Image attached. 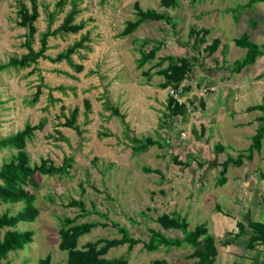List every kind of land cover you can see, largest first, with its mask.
I'll list each match as a JSON object with an SVG mask.
<instances>
[{
	"label": "rangeland",
	"instance_id": "obj_1",
	"mask_svg": "<svg viewBox=\"0 0 264 264\" xmlns=\"http://www.w3.org/2000/svg\"><path fill=\"white\" fill-rule=\"evenodd\" d=\"M19 1L0 0V65L28 51L24 46L27 29L18 24ZM23 1L30 5V0ZM248 1L177 0L175 7L166 8L161 0H67L60 8L59 0H37L40 16L35 23V49L41 47V35L50 26V13L55 29L73 2L79 10L74 23H83L84 27L77 33L51 36L48 58H40L27 68L9 66L0 71V139L23 130L26 124H43L26 143L31 165L46 160L60 166L66 159L69 165L62 172L37 176L39 186L33 191L39 215L33 222L22 221L16 226L21 231L33 230V241L23 249L10 251L0 264H39L48 254L54 263L67 264V252L59 249L60 220L67 217H76L77 223L108 222L82 236L79 246L99 238H121L124 232L141 239L143 242L133 247L129 243L113 247L106 255L125 258L129 264H152L156 259L164 264H195L192 245L161 244L153 251L145 247L153 229L168 239L184 237L182 230L164 228L157 221L162 214L186 219L190 230L205 223L213 235L219 212L227 211L243 221L253 220L255 210H261L257 212L264 221V196L259 193L254 197L262 200L256 205L241 194L228 195L229 183L219 185L223 177L221 161L228 156L236 158L241 152L248 154L249 145L230 138L221 140L217 133L208 131L206 122L211 118L202 109L206 102L190 84L195 76L181 83L184 90L188 88L182 99L187 104L186 113L170 114V87L163 89L160 84L165 77L155 72L160 69L157 62L164 57L168 59L164 67L181 56L195 62L194 67L202 63L215 65L204 43L197 45L196 34L202 30L211 34L224 29V70L234 65L233 59L242 61L246 56L247 49L237 46L235 38L245 33L254 38L257 34L254 41L263 46L264 2L245 7ZM137 3L142 10L167 12L170 18L146 20L123 36L127 21L138 15ZM206 37L211 40L212 34ZM80 40L83 44L70 59L55 61ZM159 43L155 56L140 67L142 51ZM221 61L217 60V66ZM246 69L255 68L248 65ZM38 86H42V92L33 103ZM247 100L256 104L261 99ZM74 111L77 115L73 126H66ZM133 136L143 141L151 138L155 143L134 153ZM218 145H223L221 152ZM18 152L17 148H0V166ZM244 171L241 166L232 172V180ZM225 178L227 182V174ZM236 183L239 186L238 179ZM72 200H81L84 209L71 206ZM23 206V202H0V215L6 211L16 214ZM6 229L0 230V239ZM231 233L224 227L218 241ZM200 243L204 246L203 240Z\"/></svg>",
	"mask_w": 264,
	"mask_h": 264
},
{
	"label": "trees",
	"instance_id": "obj_2",
	"mask_svg": "<svg viewBox=\"0 0 264 264\" xmlns=\"http://www.w3.org/2000/svg\"><path fill=\"white\" fill-rule=\"evenodd\" d=\"M264 2V0H249L245 7H250L253 3ZM67 3V0H59L57 7L62 8ZM162 6L166 8L175 7L177 0H161ZM18 24L27 29V38L24 42V46L28 49L27 53H24L21 57H12L8 64L0 65V71L6 67L13 68H27L32 64L37 63L40 58H48L46 51L48 50V40L51 36L58 33H77L83 27V23H74L75 16L78 13V8L75 2H73L72 8L66 14L64 21L55 29H52L53 13L51 15L50 26L42 33L40 41L41 47L35 49L33 47L34 35L37 32L36 21L40 16L37 0H30V5L26 4L25 1L20 0L18 2ZM138 8V15L135 19L129 20L126 23L124 30L122 31L123 36H127L134 32L144 21L146 20H169L167 12H160L155 9L142 10L139 4H136ZM208 30H202L197 32L196 41L197 45L204 42L203 36L207 34ZM202 34V35H201ZM84 41V40H83ZM83 41H78L72 47H70L66 53L59 54L55 61L62 60L63 58L70 59L71 54L76 51L78 46L83 44ZM149 42V41H147ZM235 43L242 47L247 48L246 56L242 61H236L234 69L240 71L244 66L253 64L257 58L262 54L260 46L250 39V35L245 33L241 37L235 39ZM218 46V40L214 39L210 45V50L214 51ZM160 49V43L153 45L149 50L142 51L139 66L143 67L149 62ZM168 59L166 57L161 58L157 64L160 69L156 70L157 74L163 75L165 81L160 84L163 89L179 88L181 83L189 76V67L192 65V61L188 57H178L169 60L167 65L164 67L163 64ZM156 64V65H157ZM79 70L82 66L78 67ZM146 74L149 73L146 71ZM188 91V88H185ZM184 90V92H185ZM42 92V86H38L33 103H35ZM167 109L170 114L182 115L187 111V104L179 102L172 95L169 96ZM249 111L259 110L263 112V115L257 117V121L260 123L257 133L253 138V144L248 149V154L241 152L238 156H228L222 162V178L219 180V185L225 183V174L230 165L240 166L243 164L244 159H252L254 152L259 151L262 145V139L264 137V102L262 104L254 105L248 108ZM118 113V111L116 110ZM77 111L73 112L72 119H67L65 122L66 126H73ZM43 124L32 125L26 124V127L18 131L16 134L7 136L0 139V148L10 147L17 148L19 152L13 155L9 161H5L0 166V202L4 203H19L23 202L24 206L16 214H10L8 211L0 215V230L8 227L2 238L0 239V260L5 258L10 251L23 249L28 243L33 241L35 232L33 230H18L16 226L20 222H33L39 215V209L35 202L37 196L33 191V188L39 186L38 175H52L56 172H62L67 169L69 159H66L62 165L55 166L53 163H48L43 160L41 165L32 166L30 163V156L25 151L26 143L31 138L34 132L41 129ZM132 141L135 143L133 147L134 153H140L145 151L155 142L151 138L142 140L136 136L132 137ZM218 151L221 152L223 145H218ZM178 161V157H175ZM71 206L79 205L84 209V203L81 200H72L69 203ZM60 242L59 249L67 252V264H129L125 258H109L107 253L113 247H118L125 243H129L130 247L143 242L139 238L130 237L124 232L121 238H99L95 241H88L84 246H79V239L92 231L94 227L99 225L106 226L107 223L99 222H85L77 223V219L67 217L60 220ZM157 221L164 228H175L180 229L184 232L183 238L168 239L161 232L152 230V235L149 242H144L145 247L149 251L156 250L161 244H173L177 246H183L185 244L192 245L195 250L191 254L192 258H197L195 264H214L215 258L218 254V249L215 242V237L209 232L207 224L201 223L195 226L194 229H188V222L186 219L180 218L177 215L162 214L158 217ZM112 224L117 225L114 222ZM239 228L236 236H242L247 234L249 237V247L253 248L256 244H264V222L248 220L243 222L237 221ZM124 231V229H122ZM203 240L204 246H200V242ZM165 261L156 259L152 264H164ZM39 264H56L52 261L51 254L40 259Z\"/></svg>",
	"mask_w": 264,
	"mask_h": 264
},
{
	"label": "crops",
	"instance_id": "obj_3",
	"mask_svg": "<svg viewBox=\"0 0 264 264\" xmlns=\"http://www.w3.org/2000/svg\"><path fill=\"white\" fill-rule=\"evenodd\" d=\"M254 31H256V29H254ZM214 33L213 31L211 32V40L206 37L207 34L211 35L210 32L205 34V36H203L204 44H202L204 45V50L209 53L208 57L213 58L215 61V65L210 66L209 64L206 65L202 63V66L198 68L193 66L195 62L192 63L189 67V76L191 78L188 76L184 81L192 79L193 76L196 77L195 82H193L192 79L190 84L202 93L201 96H203V98L201 101L206 102V104L202 103V109L205 113H208V117L211 118V120L209 119L210 122L208 124L206 122L208 131H210V133H217V136L220 139L230 138V140H234L236 143L240 144L243 142L245 145H249V149L253 144V138L260 125L257 121V117L263 115L262 111H249L248 108L264 102V45L261 46L259 42L254 41L257 34L254 38H252L253 36H250V39L257 43L262 51V54L257 58L255 63L248 64L254 66L255 69L247 70L246 67L248 65H246L240 71H236L234 67L238 60L233 59L234 65L232 67H227V69L224 70L225 44L221 35H224L225 32L224 29L217 30V33L220 36L217 35V33ZM214 39L218 40V46L214 51H211L210 45ZM219 54H221V58L219 57ZM219 59L223 61L217 66V60ZM190 72L193 73L190 74ZM185 96L186 94L184 97ZM252 98H259L261 100L256 104H251L247 99ZM245 102L247 105H243ZM211 129H213V131ZM263 140L264 137L262 139L261 149L254 152L252 159L245 158L243 164L240 166H229V171L227 170L226 172L228 179L227 182L225 181L223 184H230L227 189L229 192L228 195L231 197H234V195L239 196L241 194V196H246L249 201H252L256 205H260L262 200H254V197L258 196L259 193L262 198L264 196ZM223 161L224 160H222L221 163ZM207 163L209 162L207 161ZM205 164L206 161L203 165L205 166ZM241 166H244L245 171L241 177H235L232 180V176L230 175L232 172L240 170ZM235 179L239 180V186L237 183L234 184ZM242 190L245 191V195L242 194ZM257 211L258 210H255L254 221L261 220L258 215V212L261 210ZM221 213L223 212H219L220 215L215 216V222H217L218 225H216L217 232L214 234V237H216L215 242L218 254L215 258L214 264H264V244L259 243L256 244L255 247L250 248L249 237L247 234L236 236L239 229L237 226L238 220H236L237 216H233L227 211L223 213L224 215ZM248 220L244 219L243 221ZM219 225H222V227H219ZM224 227L225 230L232 233L229 237H226L222 241H218L220 239V230Z\"/></svg>",
	"mask_w": 264,
	"mask_h": 264
},
{
	"label": "built area",
	"instance_id": "obj_4",
	"mask_svg": "<svg viewBox=\"0 0 264 264\" xmlns=\"http://www.w3.org/2000/svg\"><path fill=\"white\" fill-rule=\"evenodd\" d=\"M171 95L178 100L179 102H183L182 99L184 97V87L180 85L179 88H169Z\"/></svg>",
	"mask_w": 264,
	"mask_h": 264
}]
</instances>
